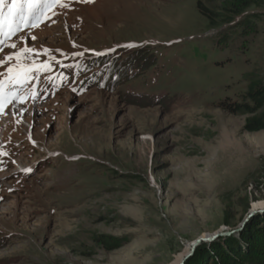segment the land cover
Wrapping results in <instances>:
<instances>
[{
	"label": "rangeland",
	"instance_id": "1",
	"mask_svg": "<svg viewBox=\"0 0 264 264\" xmlns=\"http://www.w3.org/2000/svg\"><path fill=\"white\" fill-rule=\"evenodd\" d=\"M196 1L63 0L0 45L50 65L5 88L0 264H186L248 224L264 256V131L217 107L264 83V6L221 38Z\"/></svg>",
	"mask_w": 264,
	"mask_h": 264
},
{
	"label": "trees",
	"instance_id": "2",
	"mask_svg": "<svg viewBox=\"0 0 264 264\" xmlns=\"http://www.w3.org/2000/svg\"><path fill=\"white\" fill-rule=\"evenodd\" d=\"M260 5L264 6V0H205L204 3L196 1L195 10L204 19L207 28L215 30L216 36L223 38L233 25H248L247 19L255 16L251 10ZM99 65L106 67V64L99 63ZM103 77L106 79L102 82L110 86L122 79L119 73L112 72L106 73ZM217 107L232 116L250 117L244 126L246 133L264 131V83L260 80L250 79L238 99L224 98L219 100ZM251 225H246L238 237H226L216 243H208L209 246L205 243L199 245L186 264H190L194 258L198 257H205L208 263V259L214 256L217 261L215 264H261L264 261L263 254L259 260L258 257L251 260L256 248L247 243V240L251 238L250 231L248 232ZM122 245L114 244L110 250H117Z\"/></svg>",
	"mask_w": 264,
	"mask_h": 264
},
{
	"label": "snow or ice",
	"instance_id": "3",
	"mask_svg": "<svg viewBox=\"0 0 264 264\" xmlns=\"http://www.w3.org/2000/svg\"><path fill=\"white\" fill-rule=\"evenodd\" d=\"M85 2H92V0H85ZM57 5L60 7L68 6L63 0H0V35L4 37L3 40H0V45L4 44L8 37L19 32L21 28L38 26L44 19L48 18L46 13ZM8 46L16 48L15 44ZM132 46L127 45L126 47ZM34 51L30 48H23L14 55L5 57V60H0V63L13 59L17 61L15 67L8 68L7 81H0V114L3 113L5 104L11 100L23 102L26 99V96H17L14 92L6 93L5 88L7 85H23L32 78L33 71L46 72L50 70V65L47 63L40 65H37L35 61L31 64L23 63L27 58L26 54L30 56ZM31 95L35 98L34 92Z\"/></svg>",
	"mask_w": 264,
	"mask_h": 264
},
{
	"label": "water",
	"instance_id": "4",
	"mask_svg": "<svg viewBox=\"0 0 264 264\" xmlns=\"http://www.w3.org/2000/svg\"><path fill=\"white\" fill-rule=\"evenodd\" d=\"M249 216H252V215H249ZM232 233H225V234H223V236H230ZM217 235L216 236H214V237H212V238H207V239H200V240H197V241H195V243L192 245V247H191V250H190V255H192V253L194 252V250L196 249V247L199 245V244H201V243H203V242H209V241H213V240H215V239H217Z\"/></svg>",
	"mask_w": 264,
	"mask_h": 264
},
{
	"label": "bare ground",
	"instance_id": "5",
	"mask_svg": "<svg viewBox=\"0 0 264 264\" xmlns=\"http://www.w3.org/2000/svg\"><path fill=\"white\" fill-rule=\"evenodd\" d=\"M193 245V244H192ZM192 245H191V247H192ZM190 250H191V248H190Z\"/></svg>",
	"mask_w": 264,
	"mask_h": 264
}]
</instances>
